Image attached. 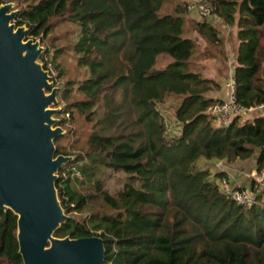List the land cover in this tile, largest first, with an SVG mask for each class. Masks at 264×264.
I'll list each match as a JSON object with an SVG mask.
<instances>
[{"label": "trees", "instance_id": "obj_1", "mask_svg": "<svg viewBox=\"0 0 264 264\" xmlns=\"http://www.w3.org/2000/svg\"><path fill=\"white\" fill-rule=\"evenodd\" d=\"M206 1L225 25L237 27L236 104H264V0ZM3 4L14 5L15 26L41 42L43 68L50 63L60 82L57 118L66 133L55 139V155L73 161L55 182L69 219L54 237H99L103 264H264V189L251 179L256 201L239 206L221 191L223 180L232 183L228 175L199 166L252 159L256 173L264 168V115L236 116L223 127L206 113L222 100L208 96L219 85L201 75L192 35L216 47L213 25L189 29L178 0ZM68 56L72 77L66 76ZM168 99L177 101L172 134L162 112ZM78 119L90 125L87 135L71 126ZM66 138L72 139L68 147L60 144ZM108 171L123 174L114 195L105 190ZM75 183L91 190L82 193ZM16 221L0 211V264H23Z\"/></svg>", "mask_w": 264, "mask_h": 264}, {"label": "water", "instance_id": "obj_2", "mask_svg": "<svg viewBox=\"0 0 264 264\" xmlns=\"http://www.w3.org/2000/svg\"><path fill=\"white\" fill-rule=\"evenodd\" d=\"M13 9L0 5V211L17 218L23 264H103L99 237H54L69 219L55 182L73 157L55 155L54 141L65 134L58 87L40 60L45 48L15 26Z\"/></svg>", "mask_w": 264, "mask_h": 264}, {"label": "rangeland", "instance_id": "obj_3", "mask_svg": "<svg viewBox=\"0 0 264 264\" xmlns=\"http://www.w3.org/2000/svg\"><path fill=\"white\" fill-rule=\"evenodd\" d=\"M178 1L182 4H184L185 12L183 15L187 21L189 29L193 28L196 23H201L203 21H206V22L210 23L211 25H213V27L215 29H217L218 32L221 31L223 27H226V25L216 15H213L211 17H202L196 12L187 11V8H186L187 5L193 3L195 0H178ZM220 34L221 33L219 32L218 35H220ZM230 36H231V34L229 35V37ZM238 44H239V42L237 39V45ZM219 46H220V43L218 42L217 46L214 49L219 48ZM220 51H221V49H220ZM227 53L230 55V53H231L230 49L227 50ZM235 56H236V51H235ZM64 63L66 65V67L69 68L68 71L70 70L69 73L66 74V76L72 77V75L75 74V70H74L75 64H74L73 58L71 56L66 57ZM212 68H213L212 71L215 74V79L219 80V77L222 76V71L225 68V66H223V63H219L218 66L215 65ZM219 81H221V80H219ZM176 104H177V101L175 99H168L166 101V103L162 106V109H163L162 112L164 114V119L166 121V127L168 129V133H170V134L173 133V131H171L172 128H174L176 126L175 119L173 116L174 115V113H173L174 107L176 106ZM251 115L241 116L240 121L253 118L254 116L253 115L251 116ZM213 125L214 126H220V124L216 120L214 121ZM71 126L82 131L81 132L82 135H85V134L87 135L89 130H90V125L86 124L82 119H78L76 121V123L71 124ZM65 133H66V131H65ZM82 140H83V138H79L80 143H82ZM71 142H72L71 138H66V139L62 140L60 142V144H62L65 147H68ZM76 147L77 148H75V147L73 148V150L71 152L72 155H76L79 152V150H81L79 145ZM221 164L225 165V164L220 163V162H213L210 164L209 162L204 163L203 161H200L199 166H201V167L206 166L207 168H210L212 171H214L217 168V166H219ZM254 165H255L254 161L252 159H248V160H242V161L239 160L237 164H234L232 166L229 165L228 167H230V169H232L234 171L233 177L235 178L236 182L242 188L248 190L251 186V178H252L251 176L256 174V172H255L256 169H255ZM122 179H123V174L108 171L106 173V178L104 179L105 190H107L112 195L116 194L122 188ZM74 187L82 193H85V192H88L89 190H91V188L88 187L87 185H79L76 183L74 184Z\"/></svg>", "mask_w": 264, "mask_h": 264}, {"label": "built area", "instance_id": "obj_4", "mask_svg": "<svg viewBox=\"0 0 264 264\" xmlns=\"http://www.w3.org/2000/svg\"><path fill=\"white\" fill-rule=\"evenodd\" d=\"M187 11L196 12L202 17H211L214 14L215 8L206 0H195L193 3L187 5ZM51 77L54 86L58 87L59 82L56 80V72L51 67L50 63L46 64L44 69ZM227 90V99L220 103L211 104L206 113L213 117L221 126L226 127L230 121L236 116L251 115L254 113L264 115V104L251 107L249 109L240 108L235 101V81L232 78L225 84ZM218 171L225 172L231 179L232 183L226 180L221 182V191L235 204L248 208L256 201V193L242 188L233 177L234 171L225 165H219L216 168ZM73 175L80 178L79 173L73 169ZM251 176V175H250ZM256 182L260 190L264 189V168L255 175L251 176ZM251 178V179H252Z\"/></svg>", "mask_w": 264, "mask_h": 264}, {"label": "crops", "instance_id": "obj_5", "mask_svg": "<svg viewBox=\"0 0 264 264\" xmlns=\"http://www.w3.org/2000/svg\"><path fill=\"white\" fill-rule=\"evenodd\" d=\"M219 32L221 33L220 35H218L220 46L216 49H214L215 47H209L205 40L199 36V34L194 33L192 36L199 46L201 75L204 78L213 80L219 85V89L210 92L208 96L213 99H219L223 101L227 99V90L225 84L230 78L233 77V71L236 66L235 51L238 46L237 27L235 25H226V27H223ZM230 34L231 36L229 37ZM228 49H230L231 51L230 55L227 53ZM219 63H223V66H225L222 71V76L219 77V80L221 81L215 79V74L212 71V67H214L215 65L218 66Z\"/></svg>", "mask_w": 264, "mask_h": 264}]
</instances>
